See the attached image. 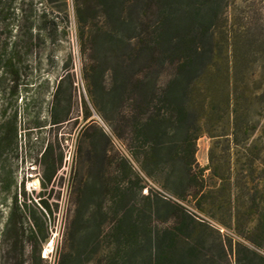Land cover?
Masks as SVG:
<instances>
[{"label": "trees", "instance_id": "1", "mask_svg": "<svg viewBox=\"0 0 264 264\" xmlns=\"http://www.w3.org/2000/svg\"><path fill=\"white\" fill-rule=\"evenodd\" d=\"M72 1L84 78L91 87L95 75L103 78L105 70L110 69L116 86L112 90L129 105L128 115L119 112L113 118V135L120 141L130 139L134 157H140L146 174L148 161L157 163L166 156L172 165L183 162L185 186L196 209L233 228L254 247L263 248L264 182L255 176L263 149L248 140L251 130L257 128L252 120L254 108L264 109V69H247L249 60L245 51L238 50L237 32L229 23L228 0ZM45 2L66 13V0ZM49 14L52 11L47 7L41 9L40 32L34 34L30 27L26 37V0H0L1 92L8 88L11 97L19 96L23 87L20 64L26 53L34 51L41 31L50 38L58 31ZM64 68L53 94L50 128L69 120L73 113L74 74L68 63ZM93 94L90 88V102L96 108ZM75 104L80 111L75 123L79 124V119L87 121L83 134L96 128L86 99L82 96ZM166 132L172 133L167 147L163 140ZM203 134L211 138V143L208 164L201 167L195 154L197 140ZM18 136V112H8L5 106L0 110V186L7 193L17 186L8 152L18 157ZM53 137L56 142L48 140L34 160L49 195L63 161L57 134ZM239 150L244 152L239 155ZM240 161L244 163L242 186L248 187L247 197L241 201L232 193L233 186L240 185L236 172ZM118 164L119 171L125 172V159L119 158ZM206 170L215 181L213 186L206 184ZM119 176L109 192L114 207L123 206L134 183L121 186ZM34 199L26 197L21 182L20 192L16 189L11 197L1 232L0 264H48L41 244L48 237L47 228L31 211ZM36 202L48 217L52 214L44 192ZM239 207L247 210L241 212ZM124 218L120 217L112 232L119 247L107 264H115L122 247L133 248L138 243L136 221L124 223ZM26 220L30 222L27 226ZM248 223L252 226L244 231ZM190 225L199 228L195 236L186 233ZM210 234L215 235L217 245L209 242ZM233 263L264 264V256L208 223L189 222L188 215L181 212H176L171 226L157 236L153 264Z\"/></svg>", "mask_w": 264, "mask_h": 264}, {"label": "rangeland", "instance_id": "2", "mask_svg": "<svg viewBox=\"0 0 264 264\" xmlns=\"http://www.w3.org/2000/svg\"><path fill=\"white\" fill-rule=\"evenodd\" d=\"M66 2L64 13L51 7L45 0H26V37L30 27L34 34L40 32L41 21L38 16L45 7L52 11L48 18H54L58 31L51 38L41 31L34 51L26 53V58L20 64L23 87L19 96L11 97L7 93L8 88L5 93L0 91V110L5 106L8 112L16 109L19 121L18 157L12 151L8 152L17 186L8 193L0 186V236L9 212L11 197L16 189L20 192V183L23 182L26 197L35 198L31 211H35L36 219L44 221L47 228L48 237L41 244L42 256L47 259L48 264H107L115 248L119 247L112 232L122 215L125 217L124 223L136 221L138 243L133 248L122 247L114 263L153 264L157 236L171 226L176 212L188 215L189 222L194 219L208 223L211 228L240 240L264 256V247H254L238 236L233 228L223 226L196 209L194 199L185 186L186 170L183 162L178 160L172 165L166 156L157 163L148 161L149 174H146L141 167L140 157H134L130 139L127 142L120 141L113 135V118L117 114L119 116V112L128 115L129 105L127 100L119 98L118 92L112 90L116 86L110 69L105 70L103 78L99 74L97 77L95 75L91 87L84 78L73 1ZM227 15L232 29L237 32V48L241 52L245 51L249 60L247 69H264V0H228ZM63 29L66 30L65 34ZM66 63L74 74L73 113L69 120L50 128L53 94L65 73ZM90 88H93L96 108L90 102ZM82 96L89 104L93 112L91 118H94L97 126L85 134L83 126L87 121L79 119L80 123H75L76 115L80 114L75 102ZM252 116V120L257 122V128L251 130L248 143L253 141L259 149H263L255 176L256 180L261 179L264 182V109L254 108ZM55 134L62 147L63 161L49 195L43 189L41 170L34 160L38 158L48 140L56 142L53 137ZM89 134L93 136L90 138ZM171 135L172 133L166 132L163 137L166 147L172 140ZM176 137L173 136V139ZM210 143L211 138L206 134L197 140L195 158L201 167L208 164ZM241 152L244 150H239V155ZM119 158L125 159L126 169L123 173L119 171ZM243 165L240 161L236 171L240 185L233 186L232 189L233 196L239 201L245 200L248 192V187L242 186L245 182ZM117 176L121 186L134 182L131 192L120 207L112 206L109 194L117 182ZM205 177L206 184L213 186L215 181L210 177L209 170L205 171ZM217 184L218 182L216 186ZM42 192L51 204L52 214L49 217L36 202ZM239 209L241 212L247 210L245 207ZM29 223L26 220V226ZM251 226L252 223H248L243 230L247 231ZM198 229L195 225H190L186 233L195 236ZM208 239L213 242V246L217 245L215 235L210 234ZM214 252L215 248L212 250Z\"/></svg>", "mask_w": 264, "mask_h": 264}]
</instances>
